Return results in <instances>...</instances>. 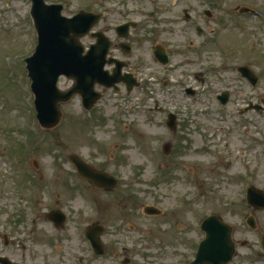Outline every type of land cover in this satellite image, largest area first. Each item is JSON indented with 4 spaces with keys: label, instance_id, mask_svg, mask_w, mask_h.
I'll return each instance as SVG.
<instances>
[{
    "label": "rangeland",
    "instance_id": "374dc122",
    "mask_svg": "<svg viewBox=\"0 0 264 264\" xmlns=\"http://www.w3.org/2000/svg\"><path fill=\"white\" fill-rule=\"evenodd\" d=\"M46 1L64 5L67 17L108 9L112 24L129 13L157 23L154 40H171L168 49L176 67L164 76L159 73L163 70L152 64L148 73L175 86L158 91L145 80V87L130 96L109 93L90 113L75 98L63 104L61 124L45 130L36 118L24 62L37 45L31 3L0 0V236L8 235L12 246L6 253L23 264H77L80 257H90L82 235L98 221L108 229L105 242L131 258L133 264H189L202 239L197 224L200 210L195 204L198 184L203 182L210 190L223 171L214 165L217 158L223 157L225 162L233 151L242 153L239 148L260 152L253 147L256 140H264V114L247 111L248 103L264 100V0ZM120 1L124 7H118ZM241 7L255 14H240ZM185 10L191 15L188 21ZM196 25L206 30L205 39L191 28ZM169 29L176 31L165 32ZM207 36L214 45L205 42ZM191 42L195 44L190 48ZM200 45L205 52L198 54ZM175 50L187 51V56ZM185 63L184 69L179 68ZM200 63L223 66L221 71H209V78L218 80L215 84L194 79ZM239 67L260 72L261 87H236L235 80L233 85L235 74L243 82L237 74ZM178 79L184 84L174 81ZM226 79L228 86H233L229 105L218 100V94L227 90ZM71 85V80L61 78V90ZM190 87L199 90L194 99L186 94ZM155 102L160 103L159 108ZM171 112L179 116L175 134L166 129ZM233 134L238 139L235 148H223L224 140L232 139ZM166 142L173 145L171 157L164 154ZM71 155L113 175L119 180L117 189L106 193L82 178L80 181L70 166ZM262 171L264 168L256 170ZM85 193L96 203L87 202ZM147 206L158 207L163 214L166 211V216L148 217L144 214ZM178 208L180 214L174 215ZM203 209L207 212L209 208ZM53 210L69 217L64 229L46 222V214ZM176 222L184 230L179 231ZM130 224H135L134 231Z\"/></svg>",
    "mask_w": 264,
    "mask_h": 264
},
{
    "label": "water",
    "instance_id": "95a60500",
    "mask_svg": "<svg viewBox=\"0 0 264 264\" xmlns=\"http://www.w3.org/2000/svg\"><path fill=\"white\" fill-rule=\"evenodd\" d=\"M33 1V15L40 36V44L34 57L28 60V69L34 81L39 122L44 128H53L59 124L62 118L60 104L71 100L74 94L81 93L84 95V104L88 109L95 102H90L93 99L89 97V85L84 86L82 74L76 72L81 69L77 65V60L80 57L79 52L75 51L80 50L78 37L83 35V33H76V27L83 26L87 22H91L93 26L98 22L99 17L93 14H83L73 20H68L60 15L62 7H46L43 0ZM94 20L96 22H93ZM71 33L76 34L77 37L72 38ZM240 71L243 75H250L249 70L246 68L240 69ZM61 75L75 76L77 78L76 86L72 91L61 92L58 90L57 82ZM223 99L226 103L228 96L225 95ZM172 125L175 127L174 120ZM71 160L78 166L82 175L92 180L97 186L105 188L116 186L117 181L113 177L96 173L81 159L73 158ZM154 212L155 214L158 213L154 209H147L149 214H154ZM64 220L62 218V222L57 223L62 224ZM211 224L212 219L207 220L205 230L208 237L201 246L197 262L202 264H221V262L218 263L217 261L219 257L213 255L215 243L213 232L210 231ZM232 253H234L233 249L229 252L227 261L231 258Z\"/></svg>",
    "mask_w": 264,
    "mask_h": 264
},
{
    "label": "flooded vegetation",
    "instance_id": "af4514ba",
    "mask_svg": "<svg viewBox=\"0 0 264 264\" xmlns=\"http://www.w3.org/2000/svg\"><path fill=\"white\" fill-rule=\"evenodd\" d=\"M118 5L121 7L125 6L121 1ZM104 31L109 32L108 29H105ZM129 36V43L135 45L136 39L134 37V32L129 33ZM87 41H90L88 44L92 43L91 38H87ZM149 41L150 40H148V42ZM132 45H129L131 48L130 52L126 51L125 48L122 50L120 48L113 49L111 51V56L117 60L127 62V69L122 71L121 77L124 78L125 74H130V79L135 80L140 74V69L138 67L139 63L134 65V67L133 63H131V57L135 52ZM113 69L114 67L112 66L107 67L109 72H112ZM262 101L264 100H261V104H264ZM259 142L262 145V148H264V140ZM244 154L245 152H243V159L239 163V165H242L243 167L238 168L240 169L238 172H231L229 174H227V171L232 168L233 163H226V161L223 162V157L217 158L214 165L220 169L223 167V171L218 174L219 179L213 188L211 187L210 190H208V187H201L200 202L201 207L204 206V202L208 204V215L222 219L226 224L231 225L233 228V241L237 252L235 254L236 260L232 264H252V258L255 256L260 257L261 261H263L261 264H264V248L262 246V240L264 238V210H260L257 206L249 204L247 200V190L249 188H257L264 192V172L262 171L260 174L255 172V170L264 168V164H260L261 162H264V155H258L251 162V160ZM209 192L211 193V196L209 195ZM203 211L204 209H201L202 213ZM246 219L252 222L247 224L245 221ZM202 222L203 220L201 219L200 226ZM99 224L106 226L105 223ZM5 239L7 240L5 235L3 237L0 236V242H2L7 248L9 246V242ZM244 249H247V251ZM104 255L106 257L110 255L112 256L108 259H105L106 257H101L96 262L102 260L105 264H116L117 259L122 260L124 258V260L126 259L124 264H133L132 259L129 257L125 258L124 254L122 255L119 252L113 251V248L109 243L104 245ZM89 256L91 257L90 252ZM0 257L7 256L2 255ZM93 263L94 262L89 263V259L87 257H80L77 261V264ZM74 264H76V262Z\"/></svg>",
    "mask_w": 264,
    "mask_h": 264
}]
</instances>
